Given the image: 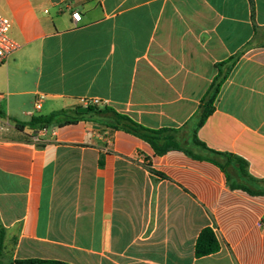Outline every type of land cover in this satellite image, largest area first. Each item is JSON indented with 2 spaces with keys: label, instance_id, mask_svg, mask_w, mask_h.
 I'll return each mask as SVG.
<instances>
[{
  "label": "crops",
  "instance_id": "crops-1",
  "mask_svg": "<svg viewBox=\"0 0 264 264\" xmlns=\"http://www.w3.org/2000/svg\"><path fill=\"white\" fill-rule=\"evenodd\" d=\"M0 14L18 46L0 64V223L11 262L264 264V196L231 189L210 162L158 156L84 120L14 126L99 99L146 128L178 130L185 150L203 155L194 134L264 180V0H0ZM235 56L197 127L216 66ZM206 228L219 250L196 257Z\"/></svg>",
  "mask_w": 264,
  "mask_h": 264
},
{
  "label": "trees",
  "instance_id": "trees-1",
  "mask_svg": "<svg viewBox=\"0 0 264 264\" xmlns=\"http://www.w3.org/2000/svg\"><path fill=\"white\" fill-rule=\"evenodd\" d=\"M236 59L237 56L216 66L218 69L217 76L213 80L199 106L197 114V127L201 126L207 116L212 112L213 104L217 98L221 85L224 83ZM225 65H227V67L224 69L223 67ZM77 109L78 108L54 111L47 115L33 117L27 122L14 121V126L20 131H23L25 128L38 131L52 127H63L75 124L82 120L93 124L103 125L109 129L124 131L141 139L146 142L158 156L164 155L169 151L181 150L185 151L188 155L197 160L210 162L224 173L231 189L244 191L251 196H264V180H256L252 178L248 174L247 164L245 161L226 153H216L206 149L203 144L196 140L194 134L192 143L195 147H198L203 151V155L193 154L190 151L185 150L184 146L180 143L177 137L178 130L176 129L146 128L134 122L129 117L119 114L112 108L106 106L103 108L88 106L87 113H78ZM4 238L5 229L0 223V264H66L57 261H42L33 259L16 260L11 262L4 252ZM218 250L219 243L213 231L209 228L203 229L195 242L196 257L208 256L216 253Z\"/></svg>",
  "mask_w": 264,
  "mask_h": 264
},
{
  "label": "built area",
  "instance_id": "built-area-1",
  "mask_svg": "<svg viewBox=\"0 0 264 264\" xmlns=\"http://www.w3.org/2000/svg\"><path fill=\"white\" fill-rule=\"evenodd\" d=\"M71 20L77 25L80 22L81 15L77 11L71 12ZM11 28L10 21L0 14V64L4 63L6 58L17 49L16 43L10 38L9 32ZM44 100V95H38L37 99L34 101L35 109L39 110L41 108V103ZM81 104L83 107L93 106L100 107L103 106L102 101L99 99H89L82 100ZM46 129H42L40 132H45ZM34 142H38V138L33 139Z\"/></svg>",
  "mask_w": 264,
  "mask_h": 264
},
{
  "label": "water",
  "instance_id": "water-1",
  "mask_svg": "<svg viewBox=\"0 0 264 264\" xmlns=\"http://www.w3.org/2000/svg\"><path fill=\"white\" fill-rule=\"evenodd\" d=\"M77 112L78 113H87L88 112V109L86 107H79L77 109Z\"/></svg>",
  "mask_w": 264,
  "mask_h": 264
}]
</instances>
